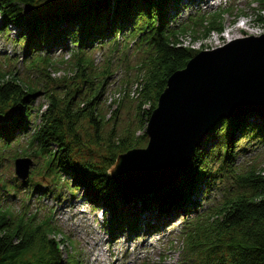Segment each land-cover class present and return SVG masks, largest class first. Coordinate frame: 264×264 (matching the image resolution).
Segmentation results:
<instances>
[{
    "label": "trees",
    "instance_id": "obj_1",
    "mask_svg": "<svg viewBox=\"0 0 264 264\" xmlns=\"http://www.w3.org/2000/svg\"><path fill=\"white\" fill-rule=\"evenodd\" d=\"M181 1L0 0V19L5 29L25 27V33H19L16 41L23 43L27 54L30 53L22 62L26 68L40 67L46 75L51 57L49 53L39 54L38 50L48 41L62 49L63 41L70 38L77 46L69 60L75 69L73 78L77 80L69 93L45 92L48 102L42 111L33 112L36 87L23 83L12 71H0V164L4 152L19 144V136L25 135L27 144L14 150L13 160L20 155L41 160L37 173L51 183V191L66 186L75 196L81 189L82 196L92 203L103 200L104 206L110 208L111 220L122 218L121 222L130 227L135 226L137 217L128 204L139 203L142 208L169 212L174 206H183L184 201L189 203L199 171L213 179L220 173L229 180L227 193L218 204L184 222L176 264H264V172L253 165L235 163L231 150L239 134L264 144V116L250 114L237 120H222L219 127L209 132L218 138V144L212 148V154L217 149L214 156L218 167L212 170L205 162L200 168L193 165L198 143L181 181L163 187L166 188L163 195L156 191L130 193L113 184L106 172L119 153L146 144L143 127L168 76L184 67L199 51L183 44L178 36L221 33L222 16L232 13L230 7H219L210 13L189 14L185 21H180L177 4ZM253 1L264 9V0ZM22 5L32 9L23 24ZM121 32H127L125 47L130 35L141 54L140 77L135 89L138 100L133 107L134 115L126 117L122 110L128 94L124 93L113 100L116 106L109 118H105L100 103L106 92L107 77L113 71L108 65L100 72L94 71L88 51L95 43L113 40L114 52L118 47L115 36ZM3 61L12 65V57L5 56L0 63ZM145 104L148 107L144 108ZM34 117L39 120L36 124ZM6 118L11 119L9 124L3 122ZM2 174L0 264H80L77 248L64 257L58 241L51 236L58 233L51 213L37 217V213L24 210V205L15 210L7 202L6 196L24 185L35 191L46 190L49 185L42 189V183L33 177L19 182L15 178L7 180ZM26 189L24 194L31 195ZM116 194L119 197L114 198Z\"/></svg>",
    "mask_w": 264,
    "mask_h": 264
},
{
    "label": "rangeland",
    "instance_id": "obj_2",
    "mask_svg": "<svg viewBox=\"0 0 264 264\" xmlns=\"http://www.w3.org/2000/svg\"><path fill=\"white\" fill-rule=\"evenodd\" d=\"M219 7L232 9V13H225L222 16L221 33L209 32L206 36L198 33L196 37L191 34L179 35V40L185 45H191L194 49L208 50L236 38L247 36L258 38L264 34V9H261L260 5L253 0H182L177 4L178 18L180 21H185L189 14L210 13ZM31 12L32 9L29 6L22 5L21 24L30 17ZM24 30L25 27L20 26H9L6 30L0 19V59L5 56L12 57V65L3 61L0 63V71L13 72L23 83L36 87L38 92L34 96L33 112L42 111L48 102L46 93H69L67 91L77 80L73 78L75 69L72 60L69 61L72 49H76L77 46L70 38L63 41L62 49L55 48L50 41L41 46L38 53H49L51 57V65L45 75L40 67L28 69L25 67V62L22 63L25 56L28 57L30 54H27L28 49L23 43L16 41L17 35ZM126 35L127 32H121L115 36L118 47L114 52L112 51L113 40L95 43L88 51V55L93 60L94 71L100 72L106 65L113 71L107 77L106 92L100 103L105 118H109L111 110L116 106L113 100L119 99L124 93L128 94V98L123 101L125 108L122 114L131 117L135 112L133 107L138 100L135 89L138 85L136 80L140 77L141 54L136 50V43L130 35L127 38L130 39L129 44L125 47ZM143 107L146 108L148 105L145 104ZM38 121L37 117H34V124ZM3 122L9 124L11 119L6 118ZM220 123L216 126L219 127ZM110 126L111 123H108L107 127ZM144 128L145 126L143 130ZM19 137V144H15L11 150H6L3 154L0 164L2 176L7 180L15 178L19 182L33 177V180L42 183V189L45 185L49 187L46 190L35 191L26 189L27 185H24L16 193L12 190L11 195L6 196L7 202L15 210H19L24 205V210L37 213V217L51 213L52 222L58 228V233H53L51 236L58 241L64 257L73 252V248H77L80 264H176L179 259V234L184 222L204 209L218 204L230 186L229 180L221 177L220 173L213 179L214 177L206 175V172L199 171L195 178L197 184L194 187L195 192L189 195V203L188 201L182 203L183 206H174L169 212H164L156 208H142L139 203L128 204L127 207L137 217L135 226L130 227L121 222L122 218L111 220L110 208L104 206L103 200L99 199L92 203L91 199L82 196L81 189L75 196L66 186L51 191L53 187L51 183L37 173L36 168L41 160L35 161L30 158L32 163L25 180L15 177L14 160L11 156L16 148L20 150L27 144L25 135ZM234 140L231 147L234 162L244 166L253 165L257 170L264 172V144L242 137L241 134ZM199 144L195 151L196 159L193 165L200 168L205 162L212 170L216 169L218 160L214 154H217V149L212 154V148L218 144V138L208 133ZM107 175L109 176L108 173ZM182 177L175 180V184H178ZM24 189L31 195H25ZM165 190L166 188L160 189L155 193L163 195ZM116 196L119 197V194H116L114 198H117ZM120 201L121 198H118V202ZM193 201L194 204H192ZM146 211L152 214L148 218L155 216L165 219L159 223L158 229L152 226L151 220L143 219L142 213ZM132 216L131 214L130 218ZM138 226L142 229V233L148 230L149 233L142 234L140 230V233H136Z\"/></svg>",
    "mask_w": 264,
    "mask_h": 264
},
{
    "label": "water",
    "instance_id": "obj_3",
    "mask_svg": "<svg viewBox=\"0 0 264 264\" xmlns=\"http://www.w3.org/2000/svg\"><path fill=\"white\" fill-rule=\"evenodd\" d=\"M250 114L264 116V34L199 50L172 72L146 121L145 146L119 153L107 173L130 193L159 191L186 173L217 124ZM31 163L16 157L14 176L25 180Z\"/></svg>",
    "mask_w": 264,
    "mask_h": 264
},
{
    "label": "bare ground",
    "instance_id": "obj_4",
    "mask_svg": "<svg viewBox=\"0 0 264 264\" xmlns=\"http://www.w3.org/2000/svg\"><path fill=\"white\" fill-rule=\"evenodd\" d=\"M228 33V32H227ZM225 35V34H224ZM142 214H144V216L142 215V217H143V219L145 220H151V222H152V226H154V228H159V223L161 222V221H164L165 219H163V218H158V217H155V216H153V217H150V218H148L150 215H152V214H150V212H143ZM141 231V233H142V229L140 228V226H138L137 227V229H136V233H140V231ZM149 233V230L148 231H144V233H142V234H148Z\"/></svg>",
    "mask_w": 264,
    "mask_h": 264
}]
</instances>
